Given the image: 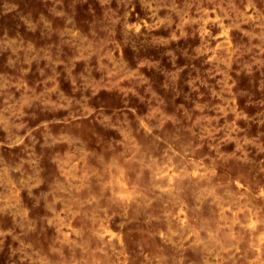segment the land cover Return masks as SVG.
<instances>
[{
  "label": "rangeland",
  "instance_id": "obj_1",
  "mask_svg": "<svg viewBox=\"0 0 264 264\" xmlns=\"http://www.w3.org/2000/svg\"><path fill=\"white\" fill-rule=\"evenodd\" d=\"M0 264H264V0H0Z\"/></svg>",
  "mask_w": 264,
  "mask_h": 264
}]
</instances>
